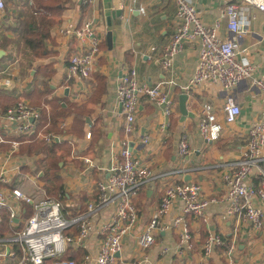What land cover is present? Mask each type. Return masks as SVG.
<instances>
[{
	"label": "crops",
	"instance_id": "crops-1",
	"mask_svg": "<svg viewBox=\"0 0 264 264\" xmlns=\"http://www.w3.org/2000/svg\"><path fill=\"white\" fill-rule=\"evenodd\" d=\"M193 2L201 19L210 26L214 25L224 6L222 0ZM5 4L4 11L0 12V36L6 37L0 41V49L5 51L0 57V83L9 78L11 85H0V111L12 106L8 104L14 105L24 99L38 108L41 115L46 114L48 122L39 125L40 118L35 120V130L26 134L23 141L15 134L12 123L0 119V137L6 141L0 143V165L5 163L8 169L16 168L11 183L0 185V188L6 193L20 189L35 202L49 197L45 178L46 171L50 169L47 155L44 152L33 153L34 150L20 154L19 150L23 144L27 149L37 141L45 142L39 134H56L61 137L56 151L58 156L64 154L59 170L64 188L59 193V199L66 207L63 210L65 216L75 218L87 211L89 202L96 200V184L109 176V168L119 158L122 148L126 144L133 145L134 156L152 170H169L179 166L188 169L184 182L200 183L201 193L215 198L216 202L206 209L207 221L192 214L187 216L194 236L190 251L180 250V231L172 225L173 218L184 207L182 201L176 202L169 214L162 218V224L167 228L158 230L156 243L144 250L139 247L138 238L151 222L163 192L159 181L142 189L135 200L139 220L131 233L124 237L123 251L118 255L117 264L136 261L140 264H264V215L260 230L235 215L226 217L230 203L224 177V163L241 158L248 145L249 128L264 110V95L248 83L240 84L236 88L235 99L242 106V112L236 122L229 123L224 110L227 91L223 87L206 81L200 86L185 89L199 62V40L187 39L169 71L164 68L163 51L169 46L181 22L176 17L175 0H33V6L29 0H5ZM34 6L47 12L34 14ZM142 7L145 11L141 10ZM116 10H120L121 15L112 19L110 25L108 19ZM248 16L254 19L249 23L240 54L255 66L256 75L264 76V12L255 7ZM30 17V22L35 23L34 32H30L32 37L42 39L43 51L35 58H32L34 49L27 46L22 37L30 28L27 22ZM41 20L45 24H41ZM85 21L94 24L102 40L101 49L90 76L71 79L67 76V69L79 42L61 34L60 30L69 23L80 26ZM110 31L112 47L107 39ZM220 35L233 37L227 28V19L223 21ZM7 39L18 40L20 54L16 44H6ZM134 68L140 82L150 86L162 83L161 89L172 97L175 111L168 118L161 106L143 97L133 131L127 133L117 85L121 77ZM183 94L187 95L186 108L190 112L184 119L180 108ZM205 102L215 107L218 121L223 124L217 141L205 140L199 132L198 118L202 115ZM55 106L66 113V117L56 124L59 132H47L53 123V114V119L58 117ZM80 110H84L83 117L77 116ZM64 122L65 129L61 127ZM182 134L189 136L190 151L181 158L178 146ZM144 138L148 139L146 143ZM14 139H19L21 144L17 152L10 154V141ZM69 147L73 152L64 153ZM261 165L264 167L263 163ZM251 180L260 188L264 184V175L252 173ZM254 203L261 206L264 212V203L258 199ZM13 207H17L15 217H12ZM1 210V225L4 224V213L11 218L2 235L8 236L25 227L34 213V202L12 196L10 204ZM109 213L106 210L91 218L94 231L87 244L70 246L65 258L81 262L88 251L93 255L98 253L103 238L99 229L110 217ZM210 230L220 234L226 243L234 242V252L228 253L227 245L218 246L206 256L203 245ZM69 232L77 234L78 227L73 226ZM0 251L8 254L0 264L16 263L22 255L20 244H0ZM92 264L95 262L92 261Z\"/></svg>",
	"mask_w": 264,
	"mask_h": 264
},
{
	"label": "built area",
	"instance_id": "built-area-1",
	"mask_svg": "<svg viewBox=\"0 0 264 264\" xmlns=\"http://www.w3.org/2000/svg\"><path fill=\"white\" fill-rule=\"evenodd\" d=\"M66 1V0H65ZM224 6L214 25H206L193 0H175L176 17L181 20L169 46L163 51V66L169 71L176 54L182 44L188 40H199V62L195 74L186 86H200L206 81H212L227 91L224 110L225 118L229 123L236 122L242 112V106L235 99L236 88L242 83H248L264 95V76L255 74V66L241 53V44L246 37L249 23L253 16L248 13L252 8L264 12V0H222ZM33 6V0H29ZM5 0H0V12L5 9ZM145 11V8H141ZM47 12L36 6L34 14ZM227 19V28L232 33L231 38L220 35L223 21ZM65 36L76 38L79 42L78 50L71 55L67 69V76L73 79H82L90 76L96 65L97 56L101 49V37L97 35L92 22L85 21L80 26L69 23L60 30ZM11 85V79H6L0 85ZM162 83L148 85L140 82L137 70L131 69L118 82V101L125 115L127 133L133 131V123L139 112V105L143 97L155 102L164 110L166 117L175 111L173 99L161 89ZM202 115L198 118L200 135L208 141H217L222 134L223 124L218 121L215 107L209 102L203 104ZM41 117V111L31 106L26 100H20L0 111V119L14 125L17 137L25 136L35 130V120ZM64 122L61 127L65 129ZM165 127V125L163 126ZM248 145L237 160L228 161L224 177L227 183V199L230 203L225 216L235 215L238 218L253 224L259 229L263 224L262 207L256 206L255 199L264 203V184L260 188L251 180V174L259 172L264 175V110L261 117L252 123L249 128ZM45 142L59 141L60 136L52 133L39 134ZM91 137V133L88 134ZM146 143L148 139L144 138ZM189 136L182 134L179 139L178 154L185 157L189 154ZM6 142L0 137V143ZM13 154L19 150L20 141H10ZM126 144V143H125ZM91 162L90 159L85 158ZM189 173L182 166L169 170H152L139 161L126 144L120 152L119 158L109 168V176L98 181L95 187L96 200L87 205L84 214L75 218H67L62 203L57 199L44 198L35 202L20 189H13L6 193L0 188V211L10 204V197L34 202V213L23 229L8 236H0V244H20L22 255L13 264H117L118 254L122 253L123 239L131 233L139 220L135 200L142 189L160 182L162 198L159 206L153 212L149 225L138 238L141 249L147 250L156 243L158 230L167 228L162 224V218L167 216L173 205L182 201L184 207L173 218L172 225L180 231V244L192 249V230L186 216L191 214L197 217L205 214V209L216 199H209L201 193L198 182H184V176ZM16 174V168L8 169L5 163L0 165V185L11 183ZM183 180V181H182ZM109 210L110 217L99 229L103 238L98 246L99 252L93 255L88 251L81 263L74 258H65L70 246L86 245L89 236L94 231L91 218L98 217L103 211ZM17 207H13L12 217H15ZM224 216V217H225ZM78 227L77 234L69 232L73 226ZM228 247L227 252L233 253L234 242L226 243L224 238L210 230L203 248L205 255H211L218 246ZM6 251H0V261L6 260ZM132 264H140L136 261Z\"/></svg>",
	"mask_w": 264,
	"mask_h": 264
},
{
	"label": "trees",
	"instance_id": "trees-1",
	"mask_svg": "<svg viewBox=\"0 0 264 264\" xmlns=\"http://www.w3.org/2000/svg\"><path fill=\"white\" fill-rule=\"evenodd\" d=\"M62 1V0H61ZM31 21V17L28 18L27 22L30 24V28L28 29L27 32H24L23 33V39H24V42L27 44V46H31L34 50L32 51V58H35L37 56H40L41 53H42V39H39V38H35V37H32L31 33L34 32V29H33V24L35 23H32L30 22ZM41 24H45V21L44 20H41ZM31 32V33H30ZM6 44H16L17 46V49H18V52L20 54V48H19V43H18V40L17 39H7V42ZM9 105H13V104H8ZM7 106L4 107V109L6 108ZM56 108V115L58 117L54 118L53 119V116L51 117V121L53 120V123L50 127H48V130L47 132L49 131H53V132H59L58 129H57V122L58 120H64L65 117H66V113L64 114L63 111L61 109H59V107L55 106ZM84 110H80L77 112V116H82L84 115ZM54 113V112H53ZM85 119V118H83ZM48 122V117L46 114H43L41 115L40 117V120H39V125H41V123H47ZM83 129H81L82 131ZM93 134V132H92ZM21 140H25V136H21L20 138ZM50 143V144H49ZM58 142L56 140L52 141V142H48L47 144L45 142H40V141H37L33 144H31L30 146H28V148L26 149L25 147V144L21 145L20 146V150H19V153L20 154H26V152L28 153H31L33 151L31 150H34L33 153H38V152H44L46 155H47V158L48 160H50L48 162V165L50 166V169L49 171H46L45 173V178L47 179L48 181V185H47V192L48 194H57L58 197H59V193L61 192V190L64 188V185H63V181L61 180V177H60V174H59V170L61 169V166H60V161L61 159L64 157L63 155L62 156H58V153L56 151V147H58ZM65 152L64 153H68V154H71L73 151H72V148H66V150H64ZM23 170H27V167H23ZM17 183L14 184V186H16ZM29 207H31V203H29ZM2 211V210H1ZM0 211V213H1ZM1 218V216H0ZM2 218H3V222L4 224L1 225L0 223V236L4 235L5 234V226H9V222L11 220V218L9 217L8 214L4 213L2 215Z\"/></svg>",
	"mask_w": 264,
	"mask_h": 264
},
{
	"label": "water",
	"instance_id": "water-1",
	"mask_svg": "<svg viewBox=\"0 0 264 264\" xmlns=\"http://www.w3.org/2000/svg\"><path fill=\"white\" fill-rule=\"evenodd\" d=\"M117 15H121V11L120 10H116L108 19V22L110 25H112V19H115V17ZM107 39H108V43L110 45V47H112V32L110 31L109 33H107ZM5 53V51L3 49H0V57H2V55ZM186 101H187V95L183 94L180 97V108H181V112L183 115V119L188 116V114H190L189 110L186 108ZM133 145L130 146V149H132Z\"/></svg>",
	"mask_w": 264,
	"mask_h": 264
},
{
	"label": "rangeland",
	"instance_id": "rangeland-1",
	"mask_svg": "<svg viewBox=\"0 0 264 264\" xmlns=\"http://www.w3.org/2000/svg\"><path fill=\"white\" fill-rule=\"evenodd\" d=\"M3 36H4V35H3ZM3 36H2V35L0 36V41L6 39V37H5V36L3 37ZM16 47H17V46H16ZM52 134H53V133H52ZM47 135H48V134H47ZM63 158H64V157H63ZM63 158H62V159H63ZM62 159H61V160H62ZM48 196H49V197H46V198L57 199V200L60 201V199H59V197H58L57 194L54 195V194H50V193H49ZM207 198H209V199H215V198H210V197H208V196H207ZM215 202H216V201H215ZM211 203H214V202H211ZM211 203H210V204H211ZM210 204H209V205H210ZM209 205H208V206H209ZM207 208H208V207H207ZM207 208H206V209H207ZM65 209H66L65 205H63V210H65ZM206 209H205V211H204L205 214H204L203 216H199V217H197V216L194 215V214H192V215L195 216V218H199V219L203 218V219L206 220V218H205V216H206ZM227 209H228V208H227ZM190 214H191V213H190ZM190 214H189V215H190ZM187 216H188V215H187ZM187 216H186V219H187ZM187 220H188V219H187ZM206 221H207V220H206ZM188 222H189V221H188ZM209 232H210V231H209ZM193 239H194V236H193V234H192V242H193ZM179 248H180V250H182V251H186V250H189V251H190V249H188L186 246L181 245L180 242H179ZM192 249H193V247H192ZM215 250H216V248H215ZM215 250H214V251H215ZM98 252H99V250H98ZM204 252H205V251H204ZM96 255H97V254H96ZM118 255H119V254H118ZM120 255H121V254H120ZM81 262H82V261H81ZM81 262H78V263H81Z\"/></svg>",
	"mask_w": 264,
	"mask_h": 264
}]
</instances>
